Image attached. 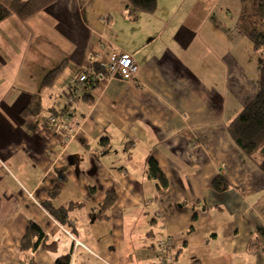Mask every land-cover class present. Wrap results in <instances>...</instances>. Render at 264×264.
Masks as SVG:
<instances>
[{
    "label": "crops",
    "instance_id": "obj_1",
    "mask_svg": "<svg viewBox=\"0 0 264 264\" xmlns=\"http://www.w3.org/2000/svg\"><path fill=\"white\" fill-rule=\"evenodd\" d=\"M239 11L238 0H157L133 19L128 0H56L0 22V264H27L29 221L55 242L33 264L68 254L69 264H264V172L228 131L258 90L260 54L236 28ZM22 32L32 63L46 61L41 73L32 64L24 89L13 64ZM120 53L137 63L134 79L104 69L69 102L73 77ZM36 95L42 108L29 117ZM67 105L78 129L62 149L61 125L48 118ZM148 156L168 181L162 193L146 176ZM107 191L116 200L100 219ZM48 200L74 203L70 221H56Z\"/></svg>",
    "mask_w": 264,
    "mask_h": 264
},
{
    "label": "trees",
    "instance_id": "obj_2",
    "mask_svg": "<svg viewBox=\"0 0 264 264\" xmlns=\"http://www.w3.org/2000/svg\"><path fill=\"white\" fill-rule=\"evenodd\" d=\"M56 0H0V21L15 14L21 20L32 17L34 14L50 6ZM130 14L133 19L140 12H153L157 0H128ZM240 4L239 15L236 20V28L253 45L255 51L261 53L258 66V90L257 93L245 104L244 108L229 122L228 131L237 146L247 154L256 165L264 172V0H238ZM61 69V68H60ZM104 66H93V69H85L88 79L86 85L93 86L97 82V76L103 74ZM82 73V72H81ZM50 74L44 80L46 84L52 82ZM42 108L41 98L36 95L30 104L23 109L27 115H36ZM69 110L68 105L62 107L60 114ZM103 145L106 139L100 140ZM146 176L155 180L156 193H162L168 186L165 174L152 157L146 158ZM228 184L224 177L217 176L212 180V187L216 191H223ZM53 193H51V196ZM50 196V197H51ZM116 200L114 191H107L100 202L97 217H106L105 212ZM1 202V197H0ZM74 203L55 208L50 201L42 203L43 208L59 223L66 224L69 220L68 211ZM173 242V241H172ZM172 245V244H171ZM171 247V246H170ZM39 248L54 250L55 242L49 241L43 230L33 221H29L26 231L20 239V253L27 264H33V254ZM70 255L58 257L56 264H69Z\"/></svg>",
    "mask_w": 264,
    "mask_h": 264
},
{
    "label": "built area",
    "instance_id": "obj_3",
    "mask_svg": "<svg viewBox=\"0 0 264 264\" xmlns=\"http://www.w3.org/2000/svg\"><path fill=\"white\" fill-rule=\"evenodd\" d=\"M137 63L134 61V58L132 55L127 53H120L114 60L110 61L106 66V75L107 78H119L122 80H131L135 78V75L137 73ZM74 83V87H76V90L71 88L70 96H69V102L73 101V98L77 96L80 92L84 90V87L86 85V79H88L87 74L80 73ZM52 121L55 119L52 117ZM59 123L61 125V130L63 133V139L60 143V147L64 149L70 141L74 138L78 127L71 121L69 116L67 114H62V117L59 119ZM197 211V210H196ZM172 244V239L170 238H163L158 240V245L161 250V252L167 253L170 249V246ZM168 263V257L165 256L161 258L160 264H167Z\"/></svg>",
    "mask_w": 264,
    "mask_h": 264
},
{
    "label": "rangeland",
    "instance_id": "obj_4",
    "mask_svg": "<svg viewBox=\"0 0 264 264\" xmlns=\"http://www.w3.org/2000/svg\"><path fill=\"white\" fill-rule=\"evenodd\" d=\"M10 17H14L15 19H17L18 21H21L23 22L20 18H18L15 14H12ZM7 19H10L7 17ZM20 19V20H19ZM1 22V21H0ZM6 23H11V22H8L6 20ZM23 34L24 32L21 33V36H22V39H20V43L15 47V52H14V60H13V64H14V67H15V70L16 72H18L20 70V77H19V80L17 81V86H19L21 89H24L25 86L27 84H31L32 83L26 79H24V75L26 72L29 73V69L32 71V59L35 57V51H32V47H28L27 46V40H28V37H23ZM252 45V44H251ZM253 46V45H252ZM260 54V57H261V53L258 52ZM37 57V56H36ZM46 66V61L45 59L44 60H41V58H36V61L35 63L33 64V70L37 73H41L42 72V68ZM107 66V65H106ZM82 73H85L82 72ZM86 74V73H85ZM79 75H81L79 73ZM78 74L73 77V79L71 80V88L73 89L74 87V83H75V79L79 76ZM97 78L99 79V75L97 76ZM98 79H97V82H98ZM108 79H114V78H108ZM116 79H119V78H116ZM96 82V83H97ZM86 86L88 85H85L84 88H86ZM94 86V85H93ZM88 87H91V86H88ZM74 89L76 90V87H74ZM71 93V91H70ZM46 101H47V97L43 96L42 97V103L43 105L45 106L46 104ZM25 114V113H24ZM63 114H66V113H63ZM31 115H29L30 117ZM54 118L55 120L52 121L51 118ZM62 117V115L59 117H57V115H51L49 116L48 118V122L50 124H55V123H58L59 122V119Z\"/></svg>",
    "mask_w": 264,
    "mask_h": 264
}]
</instances>
